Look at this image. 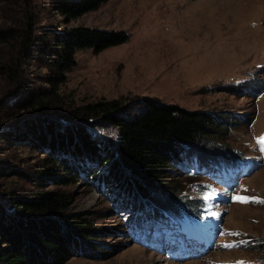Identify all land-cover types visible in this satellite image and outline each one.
<instances>
[{"label": "rangeland", "instance_id": "rangeland-1", "mask_svg": "<svg viewBox=\"0 0 264 264\" xmlns=\"http://www.w3.org/2000/svg\"><path fill=\"white\" fill-rule=\"evenodd\" d=\"M19 2L0 0V25L17 16ZM46 4L47 0L33 1L47 24L54 22L55 16L46 12ZM69 26L124 31L128 39L98 53H76V66L60 90L67 106L119 99L125 108L123 115L132 116L147 100H156L209 112L221 123L231 125L217 133L215 146L204 143L198 149L208 151L204 157L220 151L229 153L225 159L218 158V168L233 158L242 168L235 185L226 190L218 174L199 173V166L204 168L202 172L219 170L210 167L215 160L185 152L183 161L178 162L183 168L175 167L166 176L169 183H162V188L169 185L175 188L173 191L180 189L171 193L173 198H186L187 202L203 198L206 205L201 212L216 223L217 229L210 232L214 248L194 258L189 256L194 245L184 240L188 232L181 235L179 242L185 247L182 257L175 254L173 247L155 249L131 239L123 215L114 209L115 197L121 195L119 189L94 177L103 173V166L78 163L83 171L79 170L81 177L75 176L76 183H61L66 176L62 168L58 169L53 178L42 182L44 189L68 193L69 213L86 217L97 232L93 239L96 247L104 252L101 257H71L63 264H256L263 260L264 150L258 141L264 138V0H109L71 20ZM26 70L39 73L34 67ZM8 107L7 103L0 108V119ZM65 114L61 108L51 113L56 126L62 124ZM27 124L32 122L21 121L0 131L14 128L23 132ZM87 131L104 146L113 148L118 140L116 130L108 124L101 123ZM1 140V161L26 173L46 166L38 151L22 144H2ZM69 158L66 155L63 161L68 163ZM249 161H254L256 169L246 176L243 174ZM124 174L127 176L126 171ZM193 175L198 176L197 181L187 180ZM17 184L31 191L42 190L39 184L26 181L11 182L10 186ZM152 190L155 196L163 197V189ZM237 196L248 202L238 201ZM207 233L201 231L200 235Z\"/></svg>", "mask_w": 264, "mask_h": 264}, {"label": "trees", "instance_id": "trees-1", "mask_svg": "<svg viewBox=\"0 0 264 264\" xmlns=\"http://www.w3.org/2000/svg\"><path fill=\"white\" fill-rule=\"evenodd\" d=\"M33 1L21 0L17 16L0 25V108L9 104L0 128L17 126L21 121L32 125L27 124L23 132L1 130L0 139L2 144H22L38 151L46 166L26 173L0 160V264H63L78 255L101 257L104 252L93 240L97 232L86 217L69 213L68 193L47 191L42 183L60 168L66 176L61 183H76L75 176L81 177L83 171L78 163L104 167L103 173L94 177L119 189L121 195L115 197L114 209L123 215V221L130 218L135 222L142 209L149 210L155 224L163 220L168 224L166 218L170 216H197L199 200L173 198L171 193L180 189L173 191L174 187L161 185L169 183L166 176L179 167L185 152L209 160L227 158L230 154L222 151L204 157L208 151L198 148L204 143L215 146L217 133L231 124L221 123L209 112L156 100H147L132 116L123 115L125 108L119 99L67 106L60 90L76 66V53L101 52L125 43L128 35L124 31L69 26L71 20L109 0H47L46 12L55 16L54 22L47 24ZM31 67L39 73L26 70ZM57 108L66 112L60 126L51 115ZM101 123L118 134L113 148L99 144L87 133L89 127ZM66 155L70 157L68 163L63 161ZM196 178L188 176L187 180L195 182ZM16 181L39 184L42 190L10 186ZM152 189H163V197L155 196ZM260 263L264 264V259Z\"/></svg>", "mask_w": 264, "mask_h": 264}, {"label": "snow or ice", "instance_id": "snow-or-ice-1", "mask_svg": "<svg viewBox=\"0 0 264 264\" xmlns=\"http://www.w3.org/2000/svg\"><path fill=\"white\" fill-rule=\"evenodd\" d=\"M259 144L262 145V150H264V138H261L259 141H258ZM236 199L240 202H248L247 198L245 197H240V196H237ZM231 245H226V247H230Z\"/></svg>", "mask_w": 264, "mask_h": 264}]
</instances>
